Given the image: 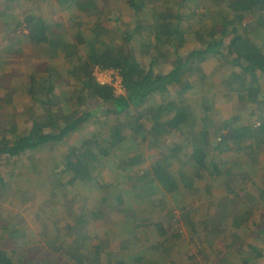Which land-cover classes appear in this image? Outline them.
<instances>
[{
	"label": "trees",
	"instance_id": "obj_1",
	"mask_svg": "<svg viewBox=\"0 0 264 264\" xmlns=\"http://www.w3.org/2000/svg\"><path fill=\"white\" fill-rule=\"evenodd\" d=\"M7 1L10 4L12 2ZM177 1L179 2L174 3L172 9H157L150 7L151 0H129L128 11L135 20L142 16L143 22L137 20L134 31L131 34L125 32L120 44L115 43L113 38L109 43L102 41L97 30L104 26V22L100 18H88L94 30H81L80 25L75 24L76 30L72 35L76 48L73 49L67 48L65 43H62L64 40H56L54 35H50L41 17H22L21 21H18V26L23 24L26 30L22 37L27 39L32 48L48 50L45 53L50 60L57 56L55 46L61 45L66 68L49 64L42 72L30 75L28 82L24 84V94H27L31 102L26 132L21 134L14 122H8L11 127L5 129L6 134L0 137V157L7 159V162L12 161L13 164L32 150L64 141L87 120L96 118L97 114L88 109L82 112L77 110L80 112L76 114L78 116H72L70 108L75 107L74 104L77 103L73 96L65 98L64 94L62 95L63 99L65 98L66 110L56 106V90H62L68 85L62 76L63 70H72V77L77 84H81L83 94L87 93L92 104L103 109L100 111L102 117L117 116L118 119L117 123L111 126L113 131L110 136L101 139L94 136L87 138L84 141L87 146L84 151L71 148L67 155L54 165V170H64L66 176L72 174L67 181L68 185L74 186L76 182L83 184L89 180L92 189L101 190L102 185H99L97 178L107 167V159L119 144V140L130 138L133 143L140 145L149 139L152 145H156L165 128L172 129L185 137L183 146L188 148L190 156L189 173L183 170L172 173L168 170V165L164 163L166 160L169 162L172 153L166 149L168 154L165 155L162 150L163 155L160 157L165 162H159L150 170L144 169L141 177L152 174L154 189L164 193L190 190L192 194H196L200 179L205 180V192H210L213 187L224 188L230 195V199L224 204V211L228 213L226 218L221 219L223 216L220 213L216 214L211 222L203 221L197 224L194 208H190L182 214L181 220L187 223L192 233L199 229L200 233L195 235L202 234L208 245L205 255L211 258L223 254L214 264H260L259 260L264 258V221L256 220V207L260 201L249 196L246 191L252 190L257 196L264 194V176L258 177L259 166L264 165V51L251 39V32L239 34V31L242 28L241 16L244 13L253 15L254 21L259 22L263 15L264 0H223L226 11L214 12L222 22L221 40L215 42L212 34L201 50L188 52L182 51L187 43L183 33L194 30L196 20L203 17L198 10L205 7L208 0ZM83 2L87 11L89 7L93 8V0H65L64 9L65 4L77 5L80 8ZM18 3L16 1V4ZM4 5L5 8L9 7ZM186 7L190 9L188 13H185ZM205 12L206 8L203 13ZM149 18L151 24L147 22ZM229 23L232 26L227 31ZM195 34L200 35L199 32ZM195 37L198 39V36ZM224 39H227V42L220 48ZM212 61L214 64L221 61L219 68L224 69L227 76L221 83L235 87L241 107L252 110V115L256 118L254 125L232 128L230 125L234 121L218 124L206 118L200 121L193 109L184 105L186 95L203 86L200 74L205 72L206 63L208 65V62ZM96 65L102 69L113 68L117 72L124 90L123 95L114 97L108 85H99L90 79L91 69ZM161 66L164 68L161 69ZM81 89L78 88L77 92ZM170 92H173L174 99L170 98ZM155 93L159 94L163 102L155 104V108L148 114L146 101L154 100ZM36 110H40V114H37ZM58 116L65 121L61 125L59 118L56 119ZM68 116L73 119L65 118ZM143 120L148 122V127L144 125ZM225 131L227 133H224ZM214 138H218V141L212 145L211 139ZM90 144L94 147L90 148ZM212 152H215V156L210 157ZM238 155H242L246 163L238 159ZM121 165L126 166L127 162H119L117 166L122 167ZM262 169L264 172V166ZM94 173L96 174L93 175ZM57 177L62 178V175ZM17 180L14 183L15 190L9 193V197L30 204L41 199L42 191L35 180ZM61 188L63 193L70 195L68 200L75 205L74 209L80 211L79 214L73 213V209H69L68 205H61L62 210L56 214L57 217L61 219V216L65 215V218H71V222L64 221V234L69 235L77 227L84 230L104 219L105 213L100 200L93 199L92 195H80L77 191L67 194V190L63 189L59 181L51 193L56 194ZM7 191L9 188L0 174V195L6 194ZM134 191L136 198L144 201L142 190ZM199 194L200 191L196 196ZM82 196L85 198L81 199ZM94 202H97L96 207ZM104 202H113V199L108 195L102 200V203ZM48 217L53 215L48 214ZM40 222L42 228L46 220L41 218ZM56 223L54 220L52 224ZM169 224L159 221L149 227H142L133 222L120 225L122 231L140 244V264H172L181 235L172 232ZM14 227L15 225L11 224L7 227L6 235L0 236L4 240L0 241V264H18L22 251L20 242L25 246L29 245L24 233L14 231ZM112 234L113 229L110 228L102 234L101 242H90L85 253H80L79 246L68 251L72 262L110 264L111 256L107 252V245ZM80 236L75 237L73 241L78 243L80 238L82 241L86 240ZM59 239L55 233L46 241L48 248L54 250ZM9 241H12V245ZM150 242L153 244L148 245ZM211 244H217L218 249H212ZM189 255L186 257L192 259L190 253ZM235 258L238 262L234 261ZM114 264L125 263L117 261Z\"/></svg>",
	"mask_w": 264,
	"mask_h": 264
},
{
	"label": "rangeland",
	"instance_id": "obj_2",
	"mask_svg": "<svg viewBox=\"0 0 264 264\" xmlns=\"http://www.w3.org/2000/svg\"><path fill=\"white\" fill-rule=\"evenodd\" d=\"M16 1L19 3L16 4ZM64 1L12 0L10 4L7 0H0V137L6 134L5 129L11 127L8 122H14L21 134L26 132L31 102L27 94H24V84L28 82L30 75L42 72L49 64L66 68L64 50H61V45L55 46L57 56L50 60L48 54L45 53L48 50L32 48L27 39L22 37L26 34L23 24L18 26V21H21L22 17L27 15L41 17L50 35H54L56 40H64L62 43H65V46L69 49L76 48L74 35H72L74 34L72 32L76 30L75 24L80 25L81 30H94L92 24L88 22V18H100L104 22V26L97 30L98 37L105 43H109L113 38L117 44L123 41L122 38L126 34L125 32L131 34L134 31L137 20L143 22L142 16L135 20L128 11L127 3L129 0H93V8L89 7V11L85 8V1L81 3L83 5L80 8L77 5L64 3L66 5L65 9ZM175 1L177 0H151L150 7L172 9L174 3L179 2ZM4 4L9 5V7L5 8ZM205 8L206 12L203 13ZM189 10V7H186L185 13H188ZM215 11H226L223 0H208L205 7L198 10L203 17L196 20L194 30L183 33L187 38L183 52L201 50L202 46L206 45L204 42H207L212 34L215 42L221 40L220 28L222 22L214 13ZM262 14L259 22H255L253 15L250 16L249 13H244L241 16L242 28L239 34L251 32V39L264 51V6H262ZM147 22L152 23L150 18L147 19ZM231 26L232 24L229 23L227 31ZM195 32H199L200 35H196ZM195 36H198V39ZM226 42L227 39H224V43L220 48H223ZM217 58H219L218 55ZM217 62L215 64L213 61L208 62V65L206 63L205 72L200 74L203 86L195 89L192 94H187L184 105H189L200 121L205 118L214 124L223 121H234L230 125L232 128L254 125L256 118L252 115V110L241 107L237 98L238 91L235 87L232 84L228 87L221 83L227 76L225 70L219 68L221 61ZM93 68L91 69L90 79L95 81ZM163 68L161 66V69ZM106 69H109L108 73H101L98 77L105 82H112L114 88L117 81H113L115 77L112 73L117 72L113 68ZM62 76L68 85L62 90H56V106L66 110L64 99L67 96H73L74 101L77 103L74 104L75 107L70 108L72 116L80 113L77 110L82 112V110L87 109L91 110L93 114H97V116L95 119H89L79 126L64 141L32 150L13 164H11L12 161L7 162V159L0 157V174L4 177L6 186L9 188L6 194L0 195V236L6 235L7 227L14 224V231L23 232L29 244L25 246L24 243L20 242L22 251L18 264H74L68 251L79 246L80 253H85L90 242L98 240L101 242L103 240L102 234L110 228L114 229L113 234L108 238L107 245V252L111 256L110 264L117 261H123L125 264H140V244L120 229L119 224H126V222L127 224L133 222L142 227H149L159 221L170 223V230L181 235L180 240L177 241L172 264H214L215 261L217 262L223 257V254L220 257L214 255L215 257L211 258L205 255L204 252L208 245L202 238V234L195 235V233H200L198 232L199 229H195L196 232L192 233L187 227V223L182 221L181 218L182 214L190 208H194L196 213L194 219L197 224H201L203 221L211 222L214 216L220 213L223 216L221 219L226 218L228 213L224 211L226 208L224 204L227 199H230V195L224 188L213 187L210 192H205V180L200 179L197 190V193L200 191V194L198 196H196L197 193L192 194L190 190L164 193L161 190L154 189L155 181L152 174L145 178L141 177L145 168L150 170L159 162H165L163 158H160L163 155L162 150L165 151V155L168 154L167 150L172 153L169 162L166 160V163H164L168 165L170 172L175 173L177 170H183L189 173L190 156L188 148L183 146L185 137L179 132L165 128L158 144L152 145L151 142L146 141L140 146L137 145L138 152L134 150L136 147H133L135 143L132 139L119 140V144L107 159V167L97 178L99 185H102L101 190L92 189L89 180L83 184L76 182L74 186H69L67 181L72 174L66 176L64 170L53 169L54 165L63 159L71 148L76 151H84L87 147L84 141L87 138L94 136L101 139L110 136L113 131L111 126L116 124L118 119L117 116L102 117L100 111L103 109L93 105L87 93L86 95L83 94L81 84H77L72 77V70L69 72L63 70ZM262 84H264V79ZM78 88L81 89L80 92H77ZM123 94L124 90H122L121 95ZM170 95V98L174 99L173 92H170ZM153 96L154 100L148 99L146 101L148 114L155 108V104L163 102L159 94L155 93ZM35 112L40 114L41 111L36 110ZM58 118V121L61 122L59 125H61L64 120L59 116L56 119ZM65 118L73 119L71 116ZM143 123L148 127L146 120H143ZM217 141L218 138L211 139V144L215 145ZM91 147L94 146L90 144ZM118 147H120V150ZM213 156H215V152L210 155V157ZM237 157L243 163H246V159L242 155ZM237 157L235 158L237 159ZM123 161L127 162V166H117L119 162ZM262 166L264 165L259 166L258 177L264 176ZM58 175H62V178L58 179ZM255 178H252V180ZM17 179H22V182L35 180L42 191L41 199L30 204L9 197V193L15 190L14 183ZM58 181L63 185V189L67 190V194L71 191H77L80 195L90 197L92 195L93 199L100 200L101 208L105 213L104 219L99 220L97 224L87 226L84 230L77 227L69 235L64 234L62 229L64 221L71 222V218H65V215H62L61 219L57 217L56 214L62 210L61 205H68L69 209H73V213L77 212L79 214L80 211L74 209L75 205L71 200H68L70 195L63 193L62 188L56 194L51 193ZM133 186L136 190H142L144 194L142 203H139L138 198L134 195ZM246 192L249 196L260 201L256 207V220L264 221V194L257 196L252 190ZM108 195L113 199V202L102 203V200H105ZM80 198H85V196ZM96 203L94 202L95 207ZM200 210H202V213H200ZM48 214L53 215V217H48ZM41 218L46 220L42 228V223H39ZM54 220L57 221L55 226L52 225ZM41 230L42 232H40ZM55 233L58 234L60 239L56 241V248L51 250L48 248L46 241ZM77 236L86 240L82 241L80 238V242L75 243L73 240ZM0 241L4 242L1 237ZM8 243L12 245V241ZM150 244H153V242L148 243V245ZM211 245L212 249H218L217 244ZM189 253L192 259L186 257ZM234 261L238 262V259L235 258ZM259 263L264 264V258L259 260Z\"/></svg>",
	"mask_w": 264,
	"mask_h": 264
},
{
	"label": "built area",
	"instance_id": "obj_3",
	"mask_svg": "<svg viewBox=\"0 0 264 264\" xmlns=\"http://www.w3.org/2000/svg\"><path fill=\"white\" fill-rule=\"evenodd\" d=\"M94 71H93V77H94V79H96L95 81L99 84V85H108L110 88H111V93H112V95L114 96V97H118V96H120L121 94H122V90H123V87H122V84H121V82H120V78H119V76H118V74L117 73H112V74H114V77H115V80L113 79V81H117V84L115 85V87L113 88V84H112V82H105V81H103V80H100L99 79V74H101V73H104V74H106V73H108V70L109 69H102V68H100V67H98V66H95L94 68ZM115 71V70H114ZM116 72V71H115ZM117 74V75H116ZM109 75H111V74H109ZM96 76V77H95ZM101 81H103V82H101Z\"/></svg>",
	"mask_w": 264,
	"mask_h": 264
},
{
	"label": "crops",
	"instance_id": "obj_4",
	"mask_svg": "<svg viewBox=\"0 0 264 264\" xmlns=\"http://www.w3.org/2000/svg\"><path fill=\"white\" fill-rule=\"evenodd\" d=\"M147 142H150V140L148 139ZM140 145H141V144H140ZM140 145H139V146H140ZM136 146H137V145H136V143H135V144L133 145V147H136ZM118 149L120 150V147H118ZM130 150H131V149H130ZM134 150H135L136 152H138V151H139V148H138V149L134 148ZM126 166H127V165H126ZM145 169H146V168H145ZM136 181H137V180H136ZM138 202H139V203H142L143 201H139V200H138ZM126 224H127V222H126ZM52 225H53V224H52ZM120 225H122V224H119V226H120ZM53 226H55V225H53ZM62 229H63V227H62ZM112 229H113V228H112ZM41 232H42V231H41ZM113 232H114V229H113Z\"/></svg>",
	"mask_w": 264,
	"mask_h": 264
}]
</instances>
